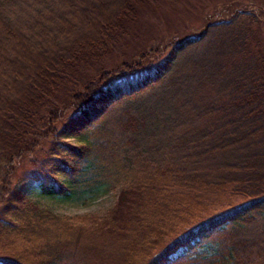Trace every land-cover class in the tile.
<instances>
[{"label": "trees", "instance_id": "16d2710c", "mask_svg": "<svg viewBox=\"0 0 264 264\" xmlns=\"http://www.w3.org/2000/svg\"><path fill=\"white\" fill-rule=\"evenodd\" d=\"M175 1L0 0V165L32 154L47 137L53 166L37 183L45 195L102 189L105 162L126 172L118 173L115 206L81 227L36 211L33 223L15 222L11 214L25 209L28 196L6 188L0 239L5 227L22 226L26 243L0 263L33 264L40 256L34 263L264 264V226L241 236L247 225L264 224L259 17L244 8L179 38L156 63L119 62L136 50L140 16ZM160 83L153 101L125 111L123 124L110 131L100 124L111 107ZM95 128L107 135L97 149L87 140ZM117 142L125 149L114 161Z\"/></svg>", "mask_w": 264, "mask_h": 264}, {"label": "rangeland", "instance_id": "374dc122", "mask_svg": "<svg viewBox=\"0 0 264 264\" xmlns=\"http://www.w3.org/2000/svg\"><path fill=\"white\" fill-rule=\"evenodd\" d=\"M244 8L256 11L260 25L262 26L261 34L264 38V0H177L172 5L163 3L158 11L147 10L140 16L137 22V27L135 28V30H137L136 39L138 38L137 40L135 39L136 41L134 40V48L136 50H132V53L128 54L131 60H128L127 58L122 59L119 62L125 60L131 62L140 60L145 64L151 60L150 62L156 63L165 58L169 52H171L175 42L179 38L191 34H199L204 30L205 25L209 21L230 19L235 11ZM142 52L143 56H146L139 59V54H142ZM175 79L176 77L167 78V83H164L170 85ZM172 85H170L169 88H165V90H170ZM159 89L163 90L162 83H160L156 89L147 91V94H141L139 100L127 99L123 101L121 105L111 107L107 112V117L104 118L100 124L106 126L109 131L117 122V124H123L128 115V113L125 112L126 110L129 109L136 112V108L139 106L141 100L145 101L147 99L146 101H153L156 98L155 96ZM151 105L154 106V103H151ZM77 108L78 106L76 105L68 109L67 112L69 113ZM155 108V110H157L156 112L161 110L157 107ZM65 113L66 111L61 112L60 117H63ZM104 136L103 133H98V129L95 128L87 140L93 149H97L101 147V145L98 146V144L101 141H105V139H101ZM106 137L107 135L105 138ZM39 139L41 140L40 146L38 145L36 149L33 150L32 154L18 155L9 164L0 165V194L6 191V188L13 187V189L22 190L23 193L28 196L29 204L25 203V209H22V212L20 210L19 214L14 211L12 212L11 215L15 222L18 223L20 220L23 224L28 220L33 223L32 216L36 211L44 216L49 215V217L59 216L66 218L69 220V224L74 227H81L83 225L92 224L91 220L86 222L85 217H89L91 214L103 216L115 206L117 193L122 184V178L118 177V173L121 170L117 168L119 167L120 162H118V164L111 163L112 165H109V162H105L109 168L108 170H104L103 175L104 178L108 180L103 184L104 186L102 189H97L96 191L93 189L92 191H88L82 195H75L73 197H51L43 194L37 186V183L45 178L43 167L46 171L53 166L47 155L50 150H52L53 143L52 139L48 140L47 137H39ZM115 140L121 143L124 141L119 137H116ZM61 141L70 142L73 146L78 144L77 140L74 138L64 137L61 138ZM118 142L115 143V145L118 149L121 148V151L119 152V155L114 154L115 156H119L118 158H112L114 161H116V159H123L122 151L125 149V144L121 147V144ZM106 159L111 161V158ZM34 160L36 162H34ZM80 163H83V166L85 165L83 160ZM98 170L100 172V169ZM121 172L126 173L124 171ZM46 177L48 179L47 175ZM0 198L1 207L4 202H2L3 199L1 195ZM4 220L5 218L0 215V221L4 222ZM263 226V221L251 223L244 227L241 236L250 237L257 234ZM7 227L8 228L5 227L0 239V255L11 254L10 252L21 249L26 243L23 238V230L25 228L23 229V227L20 226L18 229L12 230L15 228L12 225ZM227 247L230 248V244ZM140 255L143 259L144 253ZM33 258V264H36L34 262L41 259L40 256ZM128 259H133V257L129 256ZM138 261L140 262V259ZM39 264L44 263L40 262Z\"/></svg>", "mask_w": 264, "mask_h": 264}]
</instances>
